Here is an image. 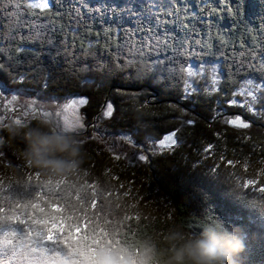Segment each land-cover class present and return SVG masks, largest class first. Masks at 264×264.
I'll return each instance as SVG.
<instances>
[{
    "label": "trees",
    "instance_id": "1",
    "mask_svg": "<svg viewBox=\"0 0 264 264\" xmlns=\"http://www.w3.org/2000/svg\"><path fill=\"white\" fill-rule=\"evenodd\" d=\"M59 3L63 19L57 21V31L51 37L54 43L28 42L27 55L16 54L18 45L13 44L11 55H20V59L13 61L11 67L7 63L9 53H0V63L5 64L0 70V84L53 102L68 96H86L89 103L80 111L85 117L87 135L93 134L95 124L102 138L82 144L79 166L73 171L53 176L29 165L22 155L23 139L11 137L5 128H0V225L9 233L20 231L22 242H26L28 237L17 221L18 216L25 219L29 213L39 216V208H43L55 218L53 204L86 209L94 218L97 214L92 212L98 211L96 226L105 225L107 230L102 242L90 250H101L97 255L106 252L99 256L101 264L131 261L159 264L147 255L144 241H153L163 248V236L170 228L194 234L203 223L218 216L226 226H238L242 230L245 249L235 257L236 264H264V215L247 204V199L259 195L258 189L264 187V120L242 114L240 107L232 108L227 103L244 80L254 78L260 82L255 71L237 72L235 61L241 51L252 46L253 41L259 43L264 36V0H188L187 4L174 6L181 9L180 17L190 29L187 44L188 52L193 55L180 56L170 49L166 55L176 56L178 69L210 62L217 65L221 75L216 93L205 95L204 87L189 100L181 98V79L172 86L154 80L150 73L137 76L134 68L108 72L100 67L141 59L139 54H131L120 46L125 39L142 41L147 33L127 37L125 30L130 29V24H122L119 12L113 22L110 10L94 11L99 7L96 0H86L91 11L82 7L81 0H59ZM51 11L55 13L57 9ZM40 19L43 21L45 15ZM159 19L161 34L167 27L177 41L185 40L184 28L176 16L168 15L165 9L159 11ZM137 23L133 20L131 25ZM155 58L153 53L152 59ZM229 68L232 82L226 85ZM209 87L210 91L211 84ZM108 101L113 103L115 111L112 118L104 119L100 109ZM146 101L147 106L142 109ZM224 115L228 119L239 115L253 123L249 129H237L225 123ZM41 118L33 117L25 124H35ZM181 119L196 121L194 126H184L182 144L175 151L162 154L146 152L149 156L146 163L135 160L130 164L123 157L117 161V147L113 151L103 137L118 133L131 135L134 145L122 139L120 143L135 150L142 144L146 147L144 140L149 137L156 141L179 127ZM77 137L86 139L83 134ZM209 144L213 147L205 152ZM247 180H254L255 184L247 189L237 187ZM95 199L98 207L94 210ZM33 204L39 207L34 209ZM117 233L118 243L114 242ZM8 237L11 236L2 238ZM33 249V246L17 248L7 259L4 256L0 260L6 264L10 259L11 264L49 261L69 264L61 257ZM114 257L116 261L112 262Z\"/></svg>",
    "mask_w": 264,
    "mask_h": 264
},
{
    "label": "snow or ice",
    "instance_id": "2",
    "mask_svg": "<svg viewBox=\"0 0 264 264\" xmlns=\"http://www.w3.org/2000/svg\"><path fill=\"white\" fill-rule=\"evenodd\" d=\"M99 7L95 8L96 12H106L110 10L113 14V22L117 19V12H119V19L123 23H129L130 29L125 30L127 37H131L133 33H140L144 35L142 41H135L132 39H125L121 48H127L131 54H139L140 61L127 60L123 64H108L101 65L100 67L108 72L112 71H125L130 68L136 70L137 76L151 74L152 78L160 83L174 86L178 79L183 82V90L181 98L189 100L193 95L197 94L199 88L188 78L198 77L205 70V63L200 64L199 71L193 70L191 66L188 68L176 67V56L166 55L170 49L173 53H178L180 56L193 55L188 52L187 37L190 29L183 23L180 17L181 9L174 7L177 4H187L188 0H96ZM82 7H89L86 0H81ZM59 0H0V53L8 52V66L11 67L13 61H19L20 55H11L13 44L18 45L15 47L16 54L27 55L30 49L27 47L28 42L33 44L36 41H47L52 45L54 41L52 36L57 31V21L63 19L60 8ZM158 11H153V9ZM39 9L41 12H37ZM57 9L55 13L51 10ZM167 9L168 15L176 16L177 20L182 24L185 31V40H176V36L170 33L167 27L164 28L161 34V23L159 19V11ZM89 10H93L89 7ZM203 11V9L201 10ZM76 16H80V9L75 10ZM41 15H45V19L41 21ZM195 17V13L192 14ZM202 18V17H201ZM133 20L138 21L136 25H131ZM122 24L117 25L118 30ZM27 30V35H24V30ZM63 30V25L60 26ZM261 31V30H258ZM199 44L200 41H197ZM8 46L7 48L5 46ZM153 53L156 58L152 59ZM164 53V58L161 59L160 55ZM206 53L205 55H210ZM150 61V62H149ZM236 71H247L249 74L252 71L259 73L260 82L257 83L254 78L244 80L242 87L238 92H233V98L228 101L230 106H238L245 109L254 119L264 120V36L261 37L260 42L253 41V45L241 51L239 57L235 61ZM5 68V64L0 63V70ZM212 74L211 89L205 88L204 94L210 95L216 93L221 84V78L217 74V65L212 64L210 67ZM232 82L231 68H229V80L224 83L227 85ZM87 83V81H85ZM237 96L243 97L241 102L235 98ZM89 100L86 96L72 99L70 102L63 105L62 125L69 132L79 136L83 134L86 139H79L81 144L87 143L89 140H96L102 138L99 132L98 125H93V134L89 137L86 130L85 117L81 114L80 109L87 106ZM147 106V101L141 108ZM174 108V105L170 106ZM113 103H107L106 107L102 110L103 118H112L114 115ZM183 112V110H181ZM37 118L47 116L49 113H33ZM58 117L61 113H56ZM13 122L16 124H23L21 119H15ZM226 124L233 126L237 129H249L253 121H246L241 116L237 115L235 118L227 119ZM195 120H180V126L174 130L169 131L163 138L152 141L149 137L148 141L155 144L153 149L154 154L157 152L163 153L168 151H175L182 144L181 133L185 125L194 126ZM7 123L4 118H0V128H5ZM248 138L246 137L245 140ZM124 140L128 144L134 145L135 140L131 135H125ZM114 150V145H109ZM213 145L209 144L204 151L208 152L212 149ZM120 154L115 155L118 161L121 159ZM130 164L135 163L127 154L123 155ZM139 162H147L149 156L139 154L137 156ZM232 164V161L228 162ZM264 163V162H262ZM247 167V165H246ZM255 184L254 180H247L243 183L245 189ZM260 193H264V187L258 189ZM39 195V194H37ZM34 209L39 206L33 204ZM93 209H97V200L92 201ZM53 213L45 212L43 208H39L41 215L36 216L29 213L27 218L17 217L19 225L23 228V233L31 240L32 244L36 245L38 250H43L45 253H50L61 257L69 262V264H90V249L102 242L106 226L99 224V213L96 217L89 215L86 209L78 207H69L53 204ZM56 213H59L57 215ZM82 213V215H81ZM110 220V219H109ZM104 231H101V229ZM11 236L18 238L21 236L20 231L7 232L3 225H0V257L9 256V246L15 243L14 239L5 240L2 237ZM120 235L117 233L114 242H119ZM9 260V264H11ZM0 264L3 261L0 260ZM51 264V262H46Z\"/></svg>",
    "mask_w": 264,
    "mask_h": 264
},
{
    "label": "clouds",
    "instance_id": "3",
    "mask_svg": "<svg viewBox=\"0 0 264 264\" xmlns=\"http://www.w3.org/2000/svg\"><path fill=\"white\" fill-rule=\"evenodd\" d=\"M5 129L9 136L23 139L22 155L29 165L53 176L66 175L79 166V138L54 118H41L35 124L10 122ZM247 204L264 215V193L251 196ZM163 243L164 247L158 248L153 241L143 242L147 255L159 264H236L235 257L245 249L242 230L226 226L218 216L194 234L172 227L163 236Z\"/></svg>",
    "mask_w": 264,
    "mask_h": 264
},
{
    "label": "rangeland",
    "instance_id": "4",
    "mask_svg": "<svg viewBox=\"0 0 264 264\" xmlns=\"http://www.w3.org/2000/svg\"><path fill=\"white\" fill-rule=\"evenodd\" d=\"M203 63H205V62H203ZM200 64L201 63L191 64L190 66L193 68V70L199 71ZM212 64L213 63H210V62L205 63V65H206L205 70L200 76L188 78L190 80V82L194 83L199 88V90H201V91L203 90L204 87L208 88L209 84H211L212 74L210 71V67ZM218 72H219V70L217 68V74L221 78V75ZM11 82H13V81L11 80ZM15 82H18V78ZM7 88H9V87H7ZM79 97L80 96H68V97H65L61 100L60 99L56 100L57 102H55V101L53 102L52 101L53 99L52 100L45 99V98L40 97L37 94L23 91L20 88L6 89L5 85L0 84V118H4L6 123L13 122L15 119H21L23 124H25L31 118L35 117L33 115L34 112L35 113L47 112V113H49V115L42 116L43 118H46V117L54 118L58 123L62 124L61 118L64 114L63 113V105L65 103L70 102L72 99H76ZM235 98L238 100V102H241L243 100V97H241V96H237ZM109 102L110 101H108L107 103H109ZM107 103L106 104L104 103L102 108L100 109L101 114H102V110L106 107ZM234 107H238V106H232V108H234ZM38 110H40V112ZM58 111L61 113L60 117H58L56 115V113ZM241 112H242V114H249L243 108H241ZM249 115H251V114H249ZM224 118L228 119L229 116L227 117L226 115H224ZM104 119H107V118H104ZM120 135H122V136H120ZM124 136H125V134L118 133V134H107V137L105 135L103 137H105L106 143H108V144L110 143V145H114V147H117L115 152L120 153L121 157H123L124 154H127V156H128V154L130 155L132 152V154L130 156H131L133 161L137 160V156L139 154L142 153V154L146 155V152L153 151V149L155 148V144L150 143L148 141V139L144 140L146 147H144V144H142L141 146L138 145L140 147L136 146L135 150L133 148L124 147L120 143V139L124 140ZM114 142H115V144H114ZM133 152H135V154ZM112 154L114 155V153H112ZM8 239H11V237H8L7 240ZM31 246H33L34 251L37 250L36 245L32 244V242L29 238L27 239L26 242H24V241L22 242V237H18L17 239H15V243H13L12 245L9 246V254L14 252L17 248L24 247V248L30 249ZM98 251H101V250H99V249L90 250V255H89L90 264H101L102 263V259L100 260L99 258L101 256H104L106 254V252H101L100 254L97 255ZM30 252H32V250H30ZM51 256H53V255H50L49 257H51ZM8 257L6 256L5 259H7ZM107 258L108 257L103 259V261H106ZM0 259H1V257H0ZM115 261H116V257H114L112 262H115ZM136 263L141 264V262L140 263L136 262ZM3 264H6V263H3ZM128 264H135V263H134V261H131Z\"/></svg>",
    "mask_w": 264,
    "mask_h": 264
},
{
    "label": "bare ground",
    "instance_id": "5",
    "mask_svg": "<svg viewBox=\"0 0 264 264\" xmlns=\"http://www.w3.org/2000/svg\"><path fill=\"white\" fill-rule=\"evenodd\" d=\"M195 103V102H194Z\"/></svg>",
    "mask_w": 264,
    "mask_h": 264
}]
</instances>
